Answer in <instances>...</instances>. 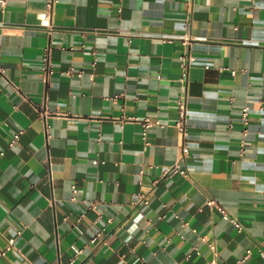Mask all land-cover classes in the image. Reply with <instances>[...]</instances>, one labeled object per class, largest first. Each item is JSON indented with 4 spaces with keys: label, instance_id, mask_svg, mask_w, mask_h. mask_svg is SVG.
Returning <instances> with one entry per match:
<instances>
[{
    "label": "crops",
    "instance_id": "0c3cea01",
    "mask_svg": "<svg viewBox=\"0 0 264 264\" xmlns=\"http://www.w3.org/2000/svg\"><path fill=\"white\" fill-rule=\"evenodd\" d=\"M2 250L264 264V0L0 1Z\"/></svg>",
    "mask_w": 264,
    "mask_h": 264
},
{
    "label": "built area",
    "instance_id": "2783aa9c",
    "mask_svg": "<svg viewBox=\"0 0 264 264\" xmlns=\"http://www.w3.org/2000/svg\"><path fill=\"white\" fill-rule=\"evenodd\" d=\"M2 4H5L6 3V0H0ZM57 0H46V7L49 9L50 12H52V9H53V6H54V3L56 2ZM49 52H50V48H47L45 50V53H44V56H43V60H44V65H43V70L45 71V73L48 75L51 71H52V68H51V64H50V61H49ZM188 61L187 60H184V62L182 63V66L184 69H186L188 67ZM70 74H74L75 71L74 69H71L69 71ZM77 75H82V71H79L76 73ZM185 114H186V107H185V104L183 102H180V119L178 121V126L183 129L184 128V125H185ZM243 116L245 119H247L248 117V109L247 108H244L243 109ZM151 125H153V123L149 120V119H146L145 121H143V126H144V133H146V129L149 128ZM20 132H17L15 133L12 138L9 140L8 144L9 146H13L15 144V142L19 139L20 137ZM184 150V153L186 154L188 152V149L186 146H184L183 148ZM175 173H180V174H186V170L184 169H180L178 167V165H175L170 171H166L165 172V175H169V174H175ZM144 202H147V199H144ZM210 203H214L213 200L209 201ZM239 226V229L241 228V226L239 224H237ZM136 225H132L130 227V231H132L134 228H135ZM95 238H93V240H95ZM13 242H14V239H10L9 241V244H8V247L6 250L10 249L12 246H13ZM213 247V246H212ZM6 250H2L0 251V256L3 255ZM81 252V249H77L75 250V256H77L79 253ZM248 253H250V251H248Z\"/></svg>",
    "mask_w": 264,
    "mask_h": 264
}]
</instances>
